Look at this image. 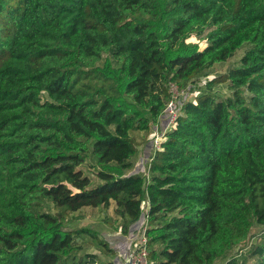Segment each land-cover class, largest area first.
Returning a JSON list of instances; mask_svg holds the SVG:
<instances>
[{"label": "trees", "instance_id": "1", "mask_svg": "<svg viewBox=\"0 0 264 264\" xmlns=\"http://www.w3.org/2000/svg\"><path fill=\"white\" fill-rule=\"evenodd\" d=\"M246 45L177 101L145 172L122 174L167 83ZM143 200L148 264H214L255 233L248 257L264 264V0H0V264H113L100 256L114 246L66 217L114 201L127 233ZM84 234L98 253L76 252Z\"/></svg>", "mask_w": 264, "mask_h": 264}, {"label": "rangeland", "instance_id": "2", "mask_svg": "<svg viewBox=\"0 0 264 264\" xmlns=\"http://www.w3.org/2000/svg\"><path fill=\"white\" fill-rule=\"evenodd\" d=\"M191 41L198 42L200 47L203 46L206 40L202 37L193 36L190 38ZM246 46L239 48L235 51L234 55L227 59L224 62L216 63L213 66L205 69L200 74H198L193 80L185 83L184 86L178 85L180 90H183V95L185 99L193 100L196 93L202 89H205L207 80L211 79L214 76L222 75L227 72V70L233 66L239 65V58L241 57ZM212 90L221 97H225L231 93L227 82H222L212 86ZM246 92V91H245ZM169 120L168 114L163 112L159 118V128L163 130L167 125ZM153 134V129L150 130L149 134L145 135L141 131L132 130L130 135L134 136L138 141V151L131 158L132 167L122 171V174H135L145 172L149 157L152 151L151 136ZM84 172L90 177L92 186H95L101 183V179L97 176V166H94V162L89 158L88 163L82 164L80 166ZM51 212L55 213L58 209L47 202ZM142 210L139 217L132 223L128 225L127 233L122 231V226L120 223V218L115 212V203L111 201L109 207L104 208L102 206L90 207L84 206L78 209L75 212H72L66 217L67 225L72 228H86L92 231L93 233L98 234L99 237L105 239L111 245H115L114 250L115 254L111 256L101 255L103 261H111L113 264H126V261H123L122 258L126 257L133 247L134 243L140 238L142 227L145 223V208L147 202L143 200ZM257 232V231H256ZM252 236L247 241L239 244L234 247L228 254L218 258L214 264H225L229 257H237L239 261H245L246 264H254L253 258L248 257V250L251 245L258 241V233ZM78 244H81V247L76 249L78 254L83 252H94L98 253L93 244V235L84 234L78 239ZM77 244V243H76Z\"/></svg>", "mask_w": 264, "mask_h": 264}, {"label": "built area", "instance_id": "3", "mask_svg": "<svg viewBox=\"0 0 264 264\" xmlns=\"http://www.w3.org/2000/svg\"><path fill=\"white\" fill-rule=\"evenodd\" d=\"M169 98L166 102L165 108L163 112L168 114L169 120L167 125L163 130H160L159 124L153 126V134L151 136L152 150L160 148L161 141L165 137V133H167L172 127L175 125L176 117L178 115L177 110V101L182 97L183 90L178 88V85L169 81L167 83ZM146 222L144 223L141 231L140 238L134 243L133 247L130 249L128 255L124 257V261L126 264H148V248H147V236L145 233L146 230Z\"/></svg>", "mask_w": 264, "mask_h": 264}, {"label": "crops", "instance_id": "4", "mask_svg": "<svg viewBox=\"0 0 264 264\" xmlns=\"http://www.w3.org/2000/svg\"><path fill=\"white\" fill-rule=\"evenodd\" d=\"M113 246L115 247V245H113ZM109 259H110V258H109ZM109 259H108V260H109ZM123 259H124V258H122V260H123ZM123 261H124V260H123Z\"/></svg>", "mask_w": 264, "mask_h": 264}]
</instances>
